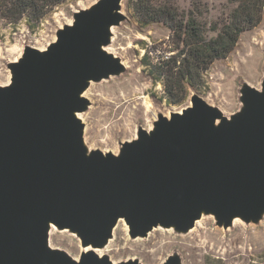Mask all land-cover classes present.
Returning <instances> with one entry per match:
<instances>
[{
    "label": "water",
    "instance_id": "obj_1",
    "mask_svg": "<svg viewBox=\"0 0 264 264\" xmlns=\"http://www.w3.org/2000/svg\"><path fill=\"white\" fill-rule=\"evenodd\" d=\"M123 0L73 14L44 51L26 47L0 85V264L114 263L106 248L120 222L132 240L155 229L189 234L212 216L224 230L264 218V78L243 83L240 110L226 117L196 94L159 115L118 154L90 150L80 115L84 93L126 72L108 51L126 20ZM264 73V65H263ZM83 250L76 260L50 246L52 230ZM163 264H183L179 254Z\"/></svg>",
    "mask_w": 264,
    "mask_h": 264
},
{
    "label": "rangeland",
    "instance_id": "obj_2",
    "mask_svg": "<svg viewBox=\"0 0 264 264\" xmlns=\"http://www.w3.org/2000/svg\"><path fill=\"white\" fill-rule=\"evenodd\" d=\"M98 0H68L54 8L34 29L25 21L15 26L0 22V85L10 84V63L17 62L26 47L44 51L56 41V33L71 25L73 14L88 9ZM197 20L206 36L235 7L229 0H201ZM186 12L188 0H180ZM126 20L113 28L108 51L119 57L126 67L120 76L91 83L84 97L90 102L80 115L85 125V142L90 150L118 154L121 144L137 138L140 129L152 130L159 115L169 117L191 106L192 94L218 108L224 116L236 114L240 108V89L243 83L260 89L264 78V9L261 23L243 33L234 51L225 59L214 62L203 73L202 81L188 89L187 98L178 105H169L161 84L151 79V66L156 56L172 48L170 32L162 25L143 28L133 11V0L122 1ZM181 50V48H180ZM175 53L167 54L168 56ZM50 246L66 251L76 260L83 250L80 242L67 232L52 230ZM173 253L180 255L183 264H264V218L258 224L236 220L224 230L212 216L202 218L186 235L173 230L155 229L147 238L132 240L124 222L118 223L113 239L98 251L114 263L137 259L141 264H163Z\"/></svg>",
    "mask_w": 264,
    "mask_h": 264
},
{
    "label": "trees",
    "instance_id": "obj_3",
    "mask_svg": "<svg viewBox=\"0 0 264 264\" xmlns=\"http://www.w3.org/2000/svg\"><path fill=\"white\" fill-rule=\"evenodd\" d=\"M68 0H0V22L15 26L25 21L34 29L54 8ZM186 12L180 0H133V11L143 28L162 25L170 32L172 48L156 56L151 66V79L161 84L169 105L184 101L188 89H194L202 76L218 60L227 58L235 49L240 36L256 28L262 21L264 0H229L233 10L215 24L206 36L197 16L201 0H188ZM181 48V50H180ZM168 56L167 54L175 53Z\"/></svg>",
    "mask_w": 264,
    "mask_h": 264
}]
</instances>
